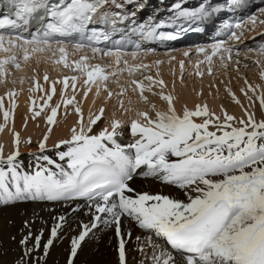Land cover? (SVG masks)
Segmentation results:
<instances>
[{
    "label": "snow or ice",
    "instance_id": "6c2138e0",
    "mask_svg": "<svg viewBox=\"0 0 264 264\" xmlns=\"http://www.w3.org/2000/svg\"><path fill=\"white\" fill-rule=\"evenodd\" d=\"M113 6L116 9L123 7L117 0H67L62 5L50 4L49 0H14L16 18L0 20V29H6L0 32V79L9 75V65L19 69L21 61L28 62L34 54L51 52L55 57L58 52L60 55L54 63L72 67L86 76L84 84L89 87L84 92L85 98L91 91V85L96 86L97 95L102 85L107 92L106 99L116 95L120 98L119 107L128 112L133 109L125 108L123 97L131 88L140 102L149 104L155 118L150 111H137V119L131 120L128 126L132 142L121 145L118 138L124 135L125 127L121 120L114 119L110 128L105 127L98 134H92L93 126L101 120L105 109L101 107L98 113L90 114L85 125L83 111L76 107L75 111L80 117L79 128L73 127L71 138L55 145L58 149L62 145L68 146L66 151L58 152L60 160L67 158V167L71 169L68 172L56 165L62 179H57L56 173L42 165L33 175H21L14 163L19 156L20 144L19 134L15 133L17 151L7 157L8 171L0 167V205L15 206V202L23 200L86 199L92 219L89 224L82 223L81 232L72 238L67 264H73L82 242L90 234L95 235L93 230H102L101 225L105 228L115 227L119 238L118 262L127 264L125 235L131 238V232L125 234L121 230L124 217L131 218L140 229L149 233L145 243L151 249L148 257L150 264H264V119L258 121L254 113L246 111V118L237 120L224 111L221 120L207 104H198L194 109L185 106L180 114L175 108L176 98L164 91L167 85L163 79L151 75L144 76L148 84L133 78L128 87L122 85L120 92L113 93L108 88L110 79H117L125 72L134 77L141 70H149L150 66L129 64L124 58L131 55L136 59L138 51L125 53L119 47L102 49L93 46L92 41L99 43L101 37L104 41L109 40L105 33L93 32L88 36V44L75 43L73 47L76 50L89 47L94 56L113 57L114 71L100 64H90L87 55L69 64L68 42L61 38L83 35L93 22L115 27L125 17L119 11L110 15L108 9ZM41 10L44 15H40ZM261 12L264 13V9ZM45 15L49 22L42 29L30 37L23 34L31 20L42 21ZM179 15L203 19L209 13L202 9L200 13L181 11ZM250 19L253 24L256 23V17ZM160 26H139V30L143 35L153 36L156 27ZM236 27L240 28L241 25L237 24ZM189 30L193 29H180L181 32ZM166 38L176 39L177 36L168 35ZM230 38L238 40L240 37L232 32ZM197 51L204 53L209 74L212 72L213 57L219 55L223 61L227 53L230 60L232 53L224 42L213 44L210 54L204 48ZM260 54L264 55V49ZM184 55L188 56L189 53L185 52ZM160 63L162 61H157V64ZM180 67L183 72L184 61H180ZM197 75L203 76V72H197ZM69 79L75 91L78 77H65V90L69 87ZM44 80H49L47 74ZM35 87L43 91L38 82ZM157 87L158 92L154 91ZM248 88L255 92L251 85ZM55 91L53 84L51 93L55 94ZM146 92L159 96L166 102L167 109L158 110L149 101ZM52 94H47V100L40 110L30 109L33 118L40 116L43 108L48 107L47 101H51ZM229 94L239 103L234 93L229 91ZM7 95L14 97L15 92ZM259 100L264 108V94ZM74 102V96L63 100L65 107ZM128 103L131 105V99ZM12 108L15 109L14 100ZM58 108L59 105L51 108V114L47 117L49 125L56 122ZM0 111H3L6 126L13 112L4 110L3 97H0ZM195 118L203 119L197 123ZM210 125L216 131H210ZM4 126H0V130ZM48 131H52L51 127ZM47 140L48 136L45 135L39 144L41 152H44ZM2 152L0 147V161H4ZM171 157L177 159L172 160ZM37 159L49 165L55 163L48 155ZM9 173L15 191L10 190ZM137 175L176 186L184 191L186 200L159 193L138 192L132 184ZM65 222V217L60 216L51 228L50 237L43 245L44 256L48 255ZM24 223L26 227L29 225L28 221ZM11 239L15 240V237ZM29 239L34 241L33 248H26L16 264H27L25 258L41 247L42 233L33 237L29 232L19 243L27 245ZM136 240L139 242L141 237L137 236ZM139 251L143 252L144 247H140Z\"/></svg>",
    "mask_w": 264,
    "mask_h": 264
},
{
    "label": "bare ground",
    "instance_id": "6f19581e",
    "mask_svg": "<svg viewBox=\"0 0 264 264\" xmlns=\"http://www.w3.org/2000/svg\"><path fill=\"white\" fill-rule=\"evenodd\" d=\"M151 5L152 4L147 3V7H151ZM243 25H246V22ZM257 32L258 30L254 31V33ZM251 33L250 30L247 32L248 37H251ZM262 35H264V32H262ZM256 38L257 37H254L253 39ZM242 39L243 38L240 37L238 41H240V45H245L241 43ZM211 46L209 47V52H211ZM53 47L55 48L56 46L53 45ZM194 49L195 48L185 46L183 48L180 47L177 50L171 49L157 51V53L154 54L146 50L138 53L136 59H133L131 55H126L124 58L127 59L130 64H144L149 65L151 68L153 67L154 71L152 76L156 79H163L167 85L164 91L166 93H171L176 98L175 108L180 114H182L185 106L189 109H194L198 104H207L210 111L214 112L216 116H219L221 120H223L224 111L229 115L236 117L237 120L246 118V111L254 113L255 118L258 121L264 119V108L261 107L259 100V97L264 94L263 76L253 80L251 86L255 89V92L250 91L247 93V96L241 99L236 97V99L239 100V103L233 101L234 103L231 107H228V105L225 104L219 94V90L214 91L215 88L213 87V84H217V80L216 76L212 77V74L216 73L217 77L218 74H221V82L224 81V76H227L230 73L229 68L233 65V63H231L233 54L230 60L227 59V53H225V59L223 61L220 58L217 60L213 58V60H215L211 65L213 72H211V74L206 73L204 76L197 75L199 89L190 88L184 79L180 77V61H184L185 65V58L188 56H185L184 53ZM67 50L69 64L74 60H79L82 55H87L90 64L93 62V65L100 64L106 67L112 63L113 68H115L113 57L103 56L101 54H95L94 56L91 50L85 48L82 50H76L70 45H67ZM59 55L58 52L55 57L51 55V52L34 54L28 62L21 61V67L19 69L16 68L17 76L14 79H11L12 71L10 69L13 66H8L9 75L5 78L10 79V83L0 92V97L4 98V110L13 112V115L9 117L6 126H4L5 120L3 117V111H0V126H4L2 130H0V147H2V154L4 157V161H0V167H3L5 171H8L9 167L6 163L7 157L17 151V145L14 142V134L18 133L20 137L18 148L19 156L14 163L17 167V171L21 175H33L38 170L39 166L42 165L49 171L56 173L57 179H62L60 176V169L56 167L57 164L63 167L65 171L71 172V169L67 167V158L62 161L58 156V152L66 151L68 146L62 145L58 149L55 145L62 140H69L71 138V129L73 127H76L77 129L79 128L78 120L80 117L77 113L71 115L67 114V116L64 114L66 112H64V110H67V107L62 104L64 99L73 96L75 97L74 106L82 109L85 125L88 123L90 114L98 113L101 107L105 109L104 120L102 117L101 120L93 126L92 134H98L105 127L110 128V124L114 119L121 120L125 125L124 135L118 138V142L121 145H126L132 142V140H130L131 136L128 132V126L130 125L131 120L137 119L136 112L148 111L145 103L139 101L138 95L132 92L131 88H129L127 95L123 97L125 108L131 107L133 109L128 112H125L119 107L118 100L120 98L116 95H113L111 99H106L107 92L104 91L102 85L100 87L99 95H97L96 86L91 85V91L88 93L87 98H85L84 92L86 88L89 87L84 84L86 76L75 70L72 75L78 77V80L75 82V91H73L71 87V79H69L68 89L65 90L63 80L66 76H53L54 78L51 79L52 77L49 75L50 72L58 74V69L62 68L61 64L54 63V60L57 59ZM254 56L257 59H261L262 57L258 52H255ZM172 57H175V59H172ZM197 59H200V57H197ZM242 60V58H238L236 61L241 62ZM157 61H162V63L157 64ZM247 62L248 61L245 60L242 62L244 63L242 65H245ZM205 63L207 65L206 67H209L206 61ZM240 68L241 66L239 65L235 66L234 69L232 68L233 73L235 74ZM28 74H30L32 78L30 82V77L27 76ZM45 74L49 77L47 82L44 80ZM202 77L205 79H202ZM133 78L135 77L131 76L128 78V75H125L122 77V80H125L127 85H129ZM3 79L4 78H2V81L5 80ZM135 79L141 80V78ZM21 81H23V83H21ZM37 82L40 84L43 91L36 89L35 85ZM53 84L56 89L55 94L51 93ZM204 85H206V88L211 86L210 93L208 95L205 94V96L202 95V93L205 92V89L202 90ZM7 86L9 87V91H7ZM110 90L113 93H116L115 88L114 90L113 88ZM156 90L159 91V88L157 87ZM11 91L15 92L14 97H9L7 95V93ZM47 94H52L51 101H47L48 107L43 108V113L41 112L40 116L33 118V111L30 109L37 111L40 110L41 105L47 100ZM129 99L132 101L131 105L128 103ZM13 100L15 102L14 110L12 108ZM33 101H35V105H33ZM57 105H59V108L57 111L56 122L53 125H49L47 123V117L51 114V108L56 107ZM157 107L158 110L164 111L167 109V104L163 100H160ZM195 119L197 123H200L203 118ZM50 127L52 131L49 133L48 129ZM211 129L216 128L210 125L209 130ZM45 135L48 136V140L46 141L44 152H41L39 150V144L44 139ZM29 140L31 142H29ZM42 155H48L55 161V163L49 165L46 161L38 160L37 158ZM170 159L175 160L177 158L171 157ZM8 183L10 190L15 191V186L11 180L10 173ZM132 184L138 192L159 193L169 195L176 199L186 200L183 190L174 185L162 183L157 179L143 178L142 176L137 175L134 177ZM60 216H64L66 222L64 223L62 230L59 232L58 237L54 240L52 247L48 250V255L44 256L43 245L49 239L50 230L58 222ZM91 219L92 212L88 207V202L81 198L51 201L23 200L15 202V206L0 205V264H16L26 248H33L34 241L32 239H29L27 245L19 243L21 238L26 236L29 232L32 233L33 237L41 235L42 233V239L41 247L35 249L29 257L25 258L27 264H67L70 256L72 238L78 236L81 232V224H89ZM25 221L29 222L27 227L25 226ZM101 229L102 230H93L95 235L90 234V237L82 242L81 249L78 250V254L74 258L73 264H119L117 251L119 238L116 236L115 227L105 228L101 225ZM121 230L125 234L129 231L131 232V238H128L127 235H125L127 264H150L148 257L151 255V249L148 248L145 243V238L149 233L140 229L137 223L128 217L122 218ZM13 236L15 237V240L11 239ZM137 236L141 237L139 242L136 240ZM140 247H144L143 252L139 251Z\"/></svg>",
    "mask_w": 264,
    "mask_h": 264
},
{
    "label": "rangeland",
    "instance_id": "374dc122",
    "mask_svg": "<svg viewBox=\"0 0 264 264\" xmlns=\"http://www.w3.org/2000/svg\"><path fill=\"white\" fill-rule=\"evenodd\" d=\"M145 2V0H141L140 3L142 2ZM139 3V2H138ZM149 4H152V2H149ZM156 7V6H155ZM147 8H152V5L151 7H147ZM264 9V6L258 8L254 13L256 14V24H253L252 21L250 20L248 22V25H247V29H242V36L245 38L247 35V32L250 30L252 33L251 37L257 33L260 32V34L258 35L259 37L261 36L262 38H264L262 35V32H264V23L261 22V19L262 21H264V13L261 12V10ZM255 17V16H254ZM259 19V20H258ZM245 26V25H243ZM258 30L257 33H254V31ZM240 37L241 34L239 35ZM242 37V38H243ZM254 37H257L256 35L253 36ZM252 38V39H253ZM246 39V38H245ZM245 39H242L241 43L242 44H245L243 40ZM239 40V39H238ZM238 40H233V44L236 43V45L238 46V48H233V46H230V48L234 51V50H237V54H234V53H231V57H232V54H233V58H236V59H232V62L233 65H231V67L229 68V71L230 73L227 75V76H224V81L221 82V74L219 75L218 74V77H217V74L216 73H213L212 74V77L213 76H216V80H217V84H213V87L215 88V90H219V94L221 95V98L224 100L225 104L228 105V107H231L232 104L235 102L232 98V96L229 94V91L231 93H234L235 94V97H239L240 99L247 96L245 95V92L249 93L250 90L248 88V85H251L253 84V80L254 79H258L260 78V76H262V74H264V55H261V59H257L254 54V49L253 48H240L242 47L243 45H240V41ZM235 41V42H234ZM210 47V46H209ZM207 47L208 50H210V48ZM183 48V47H181ZM165 50H171V49H165ZM174 50V49H172ZM191 51H189L188 53H190ZM246 52V53H245ZM261 51H258V53L260 54ZM157 53V52H155ZM199 53V52H198ZM154 54V53H153ZM218 56V55H217ZM203 57L202 55H200V58ZM92 58V57H91ZM190 58V59H189ZM214 58V57H213ZM238 58H242L243 60L241 62H237L236 60ZM215 59V58H214ZM219 59V58H218ZM199 60V61H198ZM245 60H247L248 62L245 64V65H242L244 63ZM185 65H184V68H183V72L181 71L180 73V77H182L184 79V81L186 82V84L190 87V88H193V89H199L198 87V80H197V72H203V76L204 74L208 73V67H206V63H200L201 61H205V59H197L196 57V52L195 51H192L188 57L185 58ZM196 63V64H195ZM92 64H94L92 62ZM130 64V63H129ZM195 64V65H194ZM241 64V65H240ZM241 66L240 69H238L235 74L233 73V69L235 68V66ZM11 66V65H10ZM61 67L60 69H58V74H54L53 72H50L49 75L50 77H52L51 79H53L54 77L53 76H66V77H70L74 74V70L72 67H64L62 64H61ZM160 67V66H159ZM216 67V66H215ZM106 68H108L110 71H114L115 68H113V64H109L106 66ZM233 68V69H232ZM11 71H12V76H11V79H14L16 78L17 76V69L15 67H11L10 68ZM199 71H198V70ZM71 70V71H70ZM207 70V72H206ZM240 70V71H239ZM257 70V71H256ZM154 71V68L150 67L149 70H141L140 72H137L135 74V78H141V81H144V76L146 75H151L152 76V73ZM212 72H213V68H212ZM259 74V75H258ZM125 75H128L126 72L119 75V77L117 79H110L108 81V88L114 90H116V93L120 92L119 90H121V86H125V87H128L127 85V82L125 80H122V77L125 76ZM28 77H30V80L29 82L31 81V75L28 74L27 75ZM130 76L128 75V78ZM211 77V76H209ZM235 77V78H234ZM264 77V76H263ZM228 78V79H227ZM5 79V80H4ZM4 81H2V79H0V92L4 90V88L6 87V85H8L10 83V79L8 78H5L4 77ZM192 79V80H191ZM202 79H205L204 77H202ZM201 79V81H202ZM264 79V78H263ZM122 81V82H120ZM126 82V83H125ZM145 84H148L147 81H144ZM202 83V82H200ZM224 83V84H223ZM243 83V84H242ZM223 84V85H222ZM116 86V87H115ZM218 86V87H217ZM195 87V88H194ZM210 87L209 88L207 87L206 88V85H204V88H202V90L205 89V92L202 93L203 96H205V94H209L210 93ZM11 88V87H10ZM244 92H243V91ZM7 91H9V87L7 86ZM154 91L158 92L156 90V88L154 89ZM145 95H148L149 97V101L152 103V104H155L156 107H157V104L160 102V98L159 96H156V95H152L151 93H146ZM234 101V102H233ZM63 104V102H62ZM75 104L73 103L72 105H69L67 106V110H64V114L67 116V114H76V106H74ZM146 108L148 109V111H150V106L149 104H145ZM158 109V107H157ZM42 112V111H41ZM68 112V113H67ZM43 113V112H42ZM150 115H152V117L154 118L155 117V114L152 113L150 111ZM202 119V118H200ZM103 120H104V115H103ZM129 125V124H128ZM126 125V126H128ZM210 131H216V129H211ZM219 134V133H218ZM132 140V138L130 139Z\"/></svg>",
    "mask_w": 264,
    "mask_h": 264
}]
</instances>
